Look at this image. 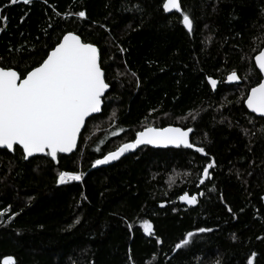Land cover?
<instances>
[{
	"label": "trees",
	"instance_id": "obj_1",
	"mask_svg": "<svg viewBox=\"0 0 264 264\" xmlns=\"http://www.w3.org/2000/svg\"><path fill=\"white\" fill-rule=\"evenodd\" d=\"M7 3L0 0V6ZM138 4L143 11H133ZM162 4L32 0L0 12L8 18L0 24L5 64L14 60L10 44L33 43L36 36L55 43L73 31L97 42L110 84L102 112L87 121L74 153L59 154L58 162L45 156L26 161L22 150L0 149V212L9 209L0 217V264L6 256L16 264H247L253 252V264H264V119L245 105L262 79L254 57L264 47V0H181L193 19L191 35L181 14L164 13ZM80 10L83 20L63 16ZM49 23L44 37L40 29ZM233 70L239 83L227 81ZM208 76L218 81L217 90L206 84ZM167 125L192 128L191 142L207 156L195 148L147 145L106 167L91 166L144 128ZM213 159L216 166L204 178ZM64 170L85 177L57 185ZM185 192L198 203L180 201ZM143 220L153 224L154 236L143 232ZM200 227L213 231L196 233L190 245L175 249Z\"/></svg>",
	"mask_w": 264,
	"mask_h": 264
},
{
	"label": "snow or ice",
	"instance_id": "obj_2",
	"mask_svg": "<svg viewBox=\"0 0 264 264\" xmlns=\"http://www.w3.org/2000/svg\"><path fill=\"white\" fill-rule=\"evenodd\" d=\"M18 3L31 5L32 0H8L7 4L0 6V12L3 8ZM43 3L47 4L48 0H43ZM162 10L164 13H171L173 10L179 12L182 16L180 22L183 28L189 35L195 32L193 19L182 9L180 0H163ZM133 11H143V8L138 4ZM63 16L65 19L74 16L83 20L86 18V12L84 10L75 13L66 12ZM7 19L6 16H0V24H6ZM23 22L22 17L21 23ZM52 27L49 23L47 27L40 29L42 36L49 37V29ZM4 30V27L0 26V31ZM20 35L23 37L25 34L21 32ZM118 48L121 53L127 52L126 48L121 46ZM8 53L14 57L11 64H5L4 58L0 56V148L8 151L22 150L21 157L26 161L37 154L50 157L51 161H57L59 153H72L77 149L78 140H82V129L86 130L87 120L94 118L93 114L102 112L110 89L102 66V50L97 46V42L86 41L76 32L67 31L61 37H57L55 43L42 41L41 36H36L33 43L23 41L15 46L10 44ZM27 58H31V64H25ZM255 66L258 67L260 74H264V50L259 51L255 56ZM125 74L121 73V75ZM131 74L137 77L135 72ZM240 80L241 77L235 70L227 76V81L230 83H239ZM140 83L137 77V87ZM206 84L210 85L213 91L218 88V81L211 76L206 77ZM245 103L252 113L264 117V78L251 88ZM152 111L155 112L156 109ZM115 115L113 113V116ZM192 119L195 120L196 117L192 116ZM192 131V128L173 126L146 127L136 133L133 141L123 143L117 150L103 154L102 158L95 159L91 166L96 168L117 161L125 153L137 149L140 145L195 148L196 152L207 156L204 147H196L190 142L189 134ZM261 132L264 133V129H261ZM245 134H248V130H245ZM251 163L254 164L255 161ZM261 163L264 164V161ZM215 166L216 162L213 159L203 168V177L208 178L209 169ZM239 176L240 173L237 171V178ZM84 177L85 173L81 171H59L56 184L83 181ZM200 183L203 184L204 179H201ZM199 195L203 196L204 193L201 192ZM178 199L188 205L198 203L197 196H189L187 192ZM220 199L222 203H226L222 193ZM226 207L229 213L233 212L231 206L226 205ZM8 211L9 209L5 208L0 212V217ZM13 216H9L8 220H12ZM76 222L79 223V220ZM141 223L143 232L147 236L155 235L153 224L149 220H143ZM128 227L131 229L132 225L129 224ZM211 231L213 229L200 227L196 232H189L186 238L175 245V249L179 250L190 245L196 233ZM232 238L236 239L235 234ZM257 239L262 238L257 237ZM156 242L160 244L162 240L157 237ZM256 255L255 252L251 253L247 258V264H253ZM3 264H16V262L13 257L8 256L4 258ZM216 264H220L219 260Z\"/></svg>",
	"mask_w": 264,
	"mask_h": 264
},
{
	"label": "water",
	"instance_id": "obj_3",
	"mask_svg": "<svg viewBox=\"0 0 264 264\" xmlns=\"http://www.w3.org/2000/svg\"><path fill=\"white\" fill-rule=\"evenodd\" d=\"M180 3H181V0H180ZM173 12H176L175 10H173L171 13H173ZM177 13H179V12H177ZM180 14V13H179ZM262 50H264V47L260 50V51H262ZM259 54V52L256 54V55H258ZM255 55V56H256ZM254 61H255V57H254ZM257 69H258V67H257ZM258 71H259V69H258ZM261 76H262V78H264V74H261ZM107 82V81H106ZM240 82V81H239ZM256 86V85H255ZM254 86V87H255ZM110 90V89H109ZM251 90V89H250ZM249 93H250V91H249ZM248 93V94H249ZM246 101V100H245ZM105 105V104H104ZM245 105H246V103H245ZM246 107H247V105H246ZM104 108V107H103ZM248 109V108H247ZM249 110V109H248ZM250 112H251V110H249ZM252 113V112H251ZM98 114H100V113H98ZM98 114H93V116H95V115H98ZM253 114H255L256 116H258V117H261L259 114H257V113H253ZM263 119H264V117H262ZM90 119V118H89ZM88 119V120H89ZM87 120V121H88ZM168 126H173V127H181V126H177V125H167V126H165V127H168ZM181 128H183V127H181ZM185 129V128H184ZM83 130L84 129H82V132H83ZM144 130V129H143ZM192 133H193V131L189 134V138H190V142H191V140H192ZM133 141V140H132ZM128 142H131V141H128ZM127 143V142H126ZM78 145H79V140H78ZM143 146H147V145H140V146H138V148L137 149H135V150H132V151H130V152H128V153H125L120 159H122L124 156H126V155H128V154H130V153H134V152H136L138 149H140L141 147H143ZM148 146H152V147H155V148H165V147H157V146H153V145H148ZM169 147H172V146H169ZM77 148H78V146H77ZM119 148V147H118ZM0 149H4V148H0ZM77 149H75L72 153H74L75 151H76ZM115 150H117V149H115ZM115 150H113V151H115ZM10 152H13V151H10ZM72 153H59V154H61V155H70V154H72ZM59 154H58V156H59ZM107 154V153H106ZM36 156H43L42 154H37ZM35 157V156H34ZM30 158H32V157H30ZM29 158V159H30ZM100 158H102V157H100ZM57 159H58V157H57ZM119 159V160H120ZM119 160H117V161H119ZM117 161H112V162H110L109 164H107V165H101V166H97L96 168H100V167H106V166H108V165H111V164H113V163H116ZM189 196H191V195H189ZM262 197H264V195L262 196ZM263 200V202H264V199H262ZM184 204H186V205H188L187 203H185V202H183ZM165 205H163V207H164ZM6 257H8V256H6ZM12 257V256H11ZM5 258V257H4ZM4 258L2 259V264H3V260H4ZM14 258V257H13ZM14 260H15V258H14Z\"/></svg>",
	"mask_w": 264,
	"mask_h": 264
}]
</instances>
